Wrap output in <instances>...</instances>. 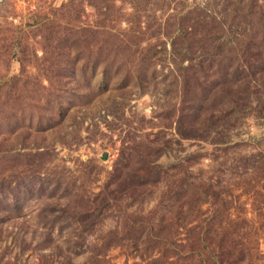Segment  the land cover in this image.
<instances>
[{
	"label": "rangeland",
	"instance_id": "1",
	"mask_svg": "<svg viewBox=\"0 0 264 264\" xmlns=\"http://www.w3.org/2000/svg\"><path fill=\"white\" fill-rule=\"evenodd\" d=\"M0 264H264V0H0Z\"/></svg>",
	"mask_w": 264,
	"mask_h": 264
}]
</instances>
